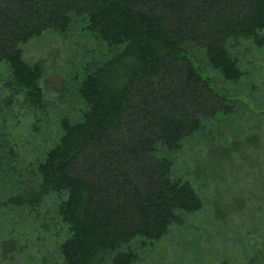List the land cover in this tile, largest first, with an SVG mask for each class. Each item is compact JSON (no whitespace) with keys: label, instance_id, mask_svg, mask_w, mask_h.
<instances>
[{"label":"trees","instance_id":"16d2710c","mask_svg":"<svg viewBox=\"0 0 264 264\" xmlns=\"http://www.w3.org/2000/svg\"><path fill=\"white\" fill-rule=\"evenodd\" d=\"M45 37L103 51L48 94L47 65L24 56ZM250 47L264 0H0V264H143L208 203L247 232L197 264H264V110L234 90ZM242 107L257 123L210 137Z\"/></svg>","mask_w":264,"mask_h":264},{"label":"rangeland","instance_id":"374dc122","mask_svg":"<svg viewBox=\"0 0 264 264\" xmlns=\"http://www.w3.org/2000/svg\"><path fill=\"white\" fill-rule=\"evenodd\" d=\"M74 47V49H73ZM78 51V52H77ZM103 50L97 46L91 39L79 37L74 45L70 46L66 42H61L52 37H45L31 41L24 48V56L29 60L42 59L48 68L46 84L49 87L48 94H54L53 89L60 86V78L67 76V69L70 63L74 65H83L92 59H95ZM243 56L249 63L246 65L245 79L234 87L236 92L247 93L253 98V110H264V49L256 50L253 47L245 48L242 51ZM65 103L59 108L66 109L67 103L70 101L69 94L64 99ZM249 107H242L233 117L220 124L213 122L210 127V137L224 140V138L239 139L245 134L247 127L253 123H257ZM263 117V119H262ZM261 123L264 124V114L261 115ZM207 129L206 131H208ZM201 139L200 136L196 137ZM28 150V149H27ZM248 169H243L242 173ZM228 183V184H227ZM231 186H230V185ZM242 184L228 181L221 185L218 189L219 196L225 193L227 189L237 190ZM203 195L208 198L216 197L211 186L206 187L202 191ZM211 210L209 203L200 212L189 216L187 226L183 228L172 227L170 234L164 239L151 245L149 256L144 259L143 264H197L200 254H208L216 247L218 235H229L231 232H247L245 227H240L238 219L235 224L226 227L217 226L213 223L210 216ZM142 264V263H140Z\"/></svg>","mask_w":264,"mask_h":264}]
</instances>
